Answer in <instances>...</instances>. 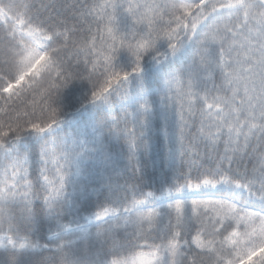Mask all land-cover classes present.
<instances>
[{"label":"snow or ice","instance_id":"obj_1","mask_svg":"<svg viewBox=\"0 0 264 264\" xmlns=\"http://www.w3.org/2000/svg\"><path fill=\"white\" fill-rule=\"evenodd\" d=\"M0 264H264V0H0Z\"/></svg>","mask_w":264,"mask_h":264},{"label":"trees","instance_id":"obj_2","mask_svg":"<svg viewBox=\"0 0 264 264\" xmlns=\"http://www.w3.org/2000/svg\"><path fill=\"white\" fill-rule=\"evenodd\" d=\"M162 152V147L158 146L157 152L154 153L153 159L146 161L147 163V168H146V180L148 181H154V182H159L160 180L163 179V172L159 168V155ZM153 161H155V165L153 164ZM155 185L153 186L154 190Z\"/></svg>","mask_w":264,"mask_h":264}]
</instances>
